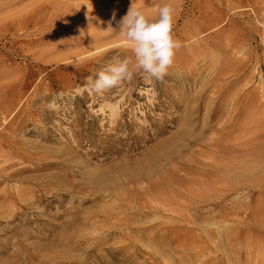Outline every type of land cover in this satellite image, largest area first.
Masks as SVG:
<instances>
[{"label": "rangeland", "instance_id": "rangeland-1", "mask_svg": "<svg viewBox=\"0 0 264 264\" xmlns=\"http://www.w3.org/2000/svg\"><path fill=\"white\" fill-rule=\"evenodd\" d=\"M165 3L181 42L167 74L83 91L135 62L130 7ZM257 235L264 0H0V264H264Z\"/></svg>", "mask_w": 264, "mask_h": 264}, {"label": "clouds", "instance_id": "clouds-1", "mask_svg": "<svg viewBox=\"0 0 264 264\" xmlns=\"http://www.w3.org/2000/svg\"><path fill=\"white\" fill-rule=\"evenodd\" d=\"M174 18L175 8L171 3L163 4L155 18L146 16L138 8L130 7L119 21V32L125 38L135 62L125 57L108 65L95 74V79L89 76L82 90L103 94L131 81L137 72H143L146 80L162 79L172 66L176 51L181 47L173 31Z\"/></svg>", "mask_w": 264, "mask_h": 264}, {"label": "bare ground", "instance_id": "bare-ground-1", "mask_svg": "<svg viewBox=\"0 0 264 264\" xmlns=\"http://www.w3.org/2000/svg\"><path fill=\"white\" fill-rule=\"evenodd\" d=\"M128 1V0H127ZM70 11H67V13H66V15H69L68 13H69ZM60 16V18L61 19H63V18H66L65 16H63V15H59ZM238 151H240L239 150V145L234 149V151H232V152H238ZM17 155H19V157L18 156H16V155H12V154H10V155H8L7 157H6V162H9V161H11V160H14L15 158H17V160H19V158H22V156L20 155V154H17ZM11 163H8L7 164V168L8 167H11ZM42 167H44V164L42 165ZM46 167V166H45ZM23 171H26V170H24V169H20V170H15L14 172H13V176H18V175H20V174H22L23 173ZM188 175H189V177L188 178H190V181H192L193 179H195L196 177H197V175L196 174H194L193 172H189L188 173ZM178 182H180L181 183V179H178L177 180ZM189 189V188H188ZM188 193L189 194H191V195H193V192L192 191H188ZM8 224H9V226L10 225H12V222H10V221H8ZM12 226H14V221H13V225ZM12 227H10V229L9 230H7L6 231V234L8 235V234H12V232L13 231H16V232H18V230H17V228H12ZM10 230H12V231H10ZM249 240V242H251V243H253V241H255V242H257L256 244H253L251 247H250V249L251 250H253V251H255V252H259L260 253V251H264V248H262L260 245H259V241H261V240H263L264 239V236H262V235H257V236H254V237H251V238H248ZM252 239V240H251ZM228 241H229V243H232V245H237V244H239V242H240V239L239 238H234V237H228ZM18 243H15V246L17 245ZM6 247H7V245H6ZM263 254H264V252H263ZM24 257L25 258H31V260H34L33 258H35L36 256H35V254H32V253H30V254H24ZM22 259V258H21ZM214 260V257L213 256H209V257H207L206 258V260H204L203 261V263H205V264H211L210 262L211 261H213ZM202 263V264H203ZM4 264H12L11 263V261H10V258H8V259H6V260H4Z\"/></svg>", "mask_w": 264, "mask_h": 264}]
</instances>
